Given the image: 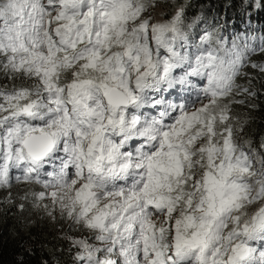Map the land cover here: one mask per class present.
<instances>
[{
    "label": "snow or ice",
    "instance_id": "1",
    "mask_svg": "<svg viewBox=\"0 0 264 264\" xmlns=\"http://www.w3.org/2000/svg\"><path fill=\"white\" fill-rule=\"evenodd\" d=\"M172 2L0 0V189L38 185L20 200L88 233L66 237L74 264H264V137L234 114L256 108L264 34Z\"/></svg>",
    "mask_w": 264,
    "mask_h": 264
},
{
    "label": "trees",
    "instance_id": "2",
    "mask_svg": "<svg viewBox=\"0 0 264 264\" xmlns=\"http://www.w3.org/2000/svg\"><path fill=\"white\" fill-rule=\"evenodd\" d=\"M180 3L183 0H176V4ZM158 5L162 7L159 19L169 18L175 6L172 0H158ZM152 14L157 19L156 14ZM186 17V23L194 19L200 21L199 30L222 26L221 32L229 38L238 34L251 33L257 37L264 34V7H242L241 0H190ZM195 31L197 28L193 29ZM250 62L264 63V53L253 55ZM244 71L252 78V85L257 90V96L251 101L256 108L235 105L234 114L249 120L245 136L256 145L264 137V75L251 67ZM248 77H241L237 82L247 85ZM9 84L0 74V86ZM13 184L11 189L17 186L15 182ZM29 186L35 191L36 188L41 190L37 185ZM23 195L16 194L11 197L13 203L8 204L5 202L8 196L0 194V264H74L76 250L66 237L80 238L88 233L83 228L74 230L77 226L66 219L49 220L33 209L31 197L27 201L20 200ZM20 203L25 205L23 212L18 208Z\"/></svg>",
    "mask_w": 264,
    "mask_h": 264
},
{
    "label": "rangeland",
    "instance_id": "3",
    "mask_svg": "<svg viewBox=\"0 0 264 264\" xmlns=\"http://www.w3.org/2000/svg\"><path fill=\"white\" fill-rule=\"evenodd\" d=\"M161 9L162 7L161 6H157L153 12L156 14V18L159 19L161 18ZM16 184V183H15ZM23 184V183H22ZM14 185V184H13ZM12 185V186H13ZM29 191H35L34 188L30 187L29 185L27 184H23L22 186H20V184H17V186L15 187V189H7V188H2L0 189V194H4L5 196H11V197H14L16 194H25L26 192H29ZM36 191H40L36 188Z\"/></svg>",
    "mask_w": 264,
    "mask_h": 264
}]
</instances>
